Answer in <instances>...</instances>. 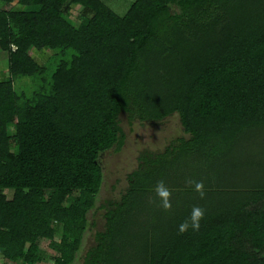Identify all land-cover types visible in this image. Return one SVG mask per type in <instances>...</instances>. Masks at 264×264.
I'll return each mask as SVG.
<instances>
[{
    "label": "trees",
    "instance_id": "1",
    "mask_svg": "<svg viewBox=\"0 0 264 264\" xmlns=\"http://www.w3.org/2000/svg\"><path fill=\"white\" fill-rule=\"evenodd\" d=\"M0 2L18 7H0V256L42 264L47 239L53 264H264V0H134L124 15L103 0ZM122 114L177 115L183 135L143 150L98 205ZM193 206L205 218L181 234Z\"/></svg>",
    "mask_w": 264,
    "mask_h": 264
},
{
    "label": "rangeland",
    "instance_id": "2",
    "mask_svg": "<svg viewBox=\"0 0 264 264\" xmlns=\"http://www.w3.org/2000/svg\"><path fill=\"white\" fill-rule=\"evenodd\" d=\"M106 5L111 7L119 15H124L130 4L134 0H103ZM0 7L5 9L18 8L16 5L3 4ZM66 17L73 20L75 24L81 21L82 7L71 6L65 12ZM36 54V52H33ZM58 57L54 56L44 64L49 68H54L58 62ZM8 73L7 53L0 51V73ZM1 74V76H3ZM9 74V73H8ZM3 77L0 78V80ZM18 83V80H16ZM24 88V87H23ZM122 126L126 134L125 144L120 151H110L102 156V166L105 173V183L101 191L98 205L104 199L119 198L122 191L127 187V175L138 167L139 156L143 150H163L173 139L183 135V130L177 115L171 116L159 123L149 121L133 120L130 122L127 114L121 116ZM11 196V193H9ZM90 219L96 220V226L90 227L85 237V247H88L94 239L97 229L103 225V211L90 213ZM59 237V234H56ZM41 247L45 250V258L42 264H53L51 256L55 252L49 247V241L43 239L40 241ZM0 264H22L21 262L13 263L0 256ZM76 264H80L77 262Z\"/></svg>",
    "mask_w": 264,
    "mask_h": 264
},
{
    "label": "clouds",
    "instance_id": "3",
    "mask_svg": "<svg viewBox=\"0 0 264 264\" xmlns=\"http://www.w3.org/2000/svg\"><path fill=\"white\" fill-rule=\"evenodd\" d=\"M185 183L188 186L192 187V189L199 194L201 199L206 198L205 185L203 181L187 179ZM155 192L160 200L159 206L162 207L165 211H171L173 192L163 180L157 183L155 187ZM204 218L205 210L199 206H193L190 217L179 225V232L183 234L189 229H192L193 231H198L201 227V221Z\"/></svg>",
    "mask_w": 264,
    "mask_h": 264
},
{
    "label": "crops",
    "instance_id": "4",
    "mask_svg": "<svg viewBox=\"0 0 264 264\" xmlns=\"http://www.w3.org/2000/svg\"><path fill=\"white\" fill-rule=\"evenodd\" d=\"M1 74H2V73H0V78H1Z\"/></svg>",
    "mask_w": 264,
    "mask_h": 264
}]
</instances>
